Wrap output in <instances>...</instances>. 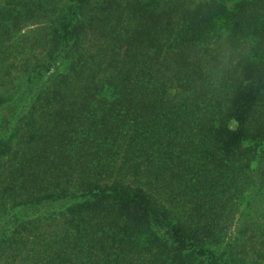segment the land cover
<instances>
[{"label":"trees","instance_id":"trees-1","mask_svg":"<svg viewBox=\"0 0 264 264\" xmlns=\"http://www.w3.org/2000/svg\"><path fill=\"white\" fill-rule=\"evenodd\" d=\"M0 264H264V0H0Z\"/></svg>","mask_w":264,"mask_h":264},{"label":"rangeland","instance_id":"rangeland-1","mask_svg":"<svg viewBox=\"0 0 264 264\" xmlns=\"http://www.w3.org/2000/svg\"><path fill=\"white\" fill-rule=\"evenodd\" d=\"M230 128H235V124L233 123V122H231V123H229V125H228Z\"/></svg>","mask_w":264,"mask_h":264}]
</instances>
